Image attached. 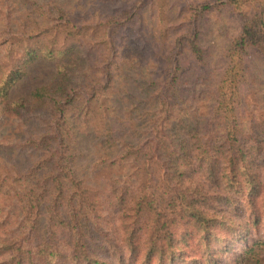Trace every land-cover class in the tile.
Listing matches in <instances>:
<instances>
[{"label":"trees","instance_id":"obj_1","mask_svg":"<svg viewBox=\"0 0 264 264\" xmlns=\"http://www.w3.org/2000/svg\"><path fill=\"white\" fill-rule=\"evenodd\" d=\"M145 1L122 6L118 17L104 21L102 35L112 36L134 17L142 21ZM248 1L225 0L235 7ZM252 5L254 11L241 17L242 32L218 85L212 120L221 143L209 131H195L192 115L174 100L177 60L171 53L161 85H146L145 136L115 135L105 115L109 107L94 101L107 85L96 86L94 74V82L79 86L70 77L82 61L77 42L88 13H71L54 0L7 6L0 23V45H7L0 60V110L30 114L38 128L12 144L13 152L31 157L26 169L0 159V188L13 194L9 205L0 196V228L7 226L0 231V264H217L213 244L264 226V138L261 130L244 133L237 108L240 54L251 46L264 54V0ZM187 40L199 57L193 36ZM37 58L58 60L55 81L35 87L29 98L7 99ZM77 125L91 126L98 140L89 172L78 164ZM101 179L108 188L99 194L93 185ZM244 248L248 255L256 242Z\"/></svg>","mask_w":264,"mask_h":264},{"label":"rangeland","instance_id":"obj_2","mask_svg":"<svg viewBox=\"0 0 264 264\" xmlns=\"http://www.w3.org/2000/svg\"><path fill=\"white\" fill-rule=\"evenodd\" d=\"M54 1L71 13H88L89 20L82 24L85 34L77 42V51L82 61L71 68L70 77L79 86L85 82H94L91 77L94 74L99 81L96 86L107 85L106 92L94 97V101L100 104L103 102L109 107L105 115L115 135L125 134L130 139L145 136L146 117L149 113L147 103L151 96L146 85L148 81L161 85L166 71L165 58L171 53L172 58L174 56L177 60L174 100L179 108L187 109L192 115L191 124L195 131L202 136L205 131H209L216 136V142L221 143V139L218 140L221 135L219 126L212 120L218 85L230 62L231 44L242 32L241 17L254 11L253 0L239 7L225 0H144L141 5L143 20L134 17L110 37L102 35L104 21L107 18L113 19L112 15L118 17L122 6L130 8L135 0ZM205 3L211 4L208 9L202 8L201 5ZM105 4L109 5L107 11L110 13L106 16L102 8ZM15 5L17 0H0V23L7 6ZM189 36H193L199 48V57L191 52L187 40ZM178 42L180 46L174 49ZM111 44H114V48L109 52ZM6 48V44L0 45L2 62ZM57 61L37 58L29 64L25 75L10 89L7 99L29 98L35 87L54 82ZM239 63L244 74L238 83L240 103L237 108L244 133L250 129L261 130L260 136L264 138V54L255 46L248 47L240 54ZM83 70L86 73L79 75ZM77 127L78 164L83 171L89 172L98 150V140L93 139L91 126ZM37 128V122L30 118V114L8 116L0 110V146H4L0 148V159L6 163H17L18 167L26 169L31 157L26 153L19 155V151L13 152L12 144L23 140ZM102 174L107 177L105 170ZM11 185H8V190ZM2 188L1 200L9 205L13 194L4 195ZM107 188V182L102 179L93 185L99 194L106 193ZM4 211H7V207ZM15 214L9 221L8 217L5 219L8 224L13 221ZM5 227L3 225L0 231ZM254 241L256 248L253 252L242 254L246 249L244 246ZM212 246L219 259L217 264H264V226L249 232L243 230L239 238Z\"/></svg>","mask_w":264,"mask_h":264}]
</instances>
